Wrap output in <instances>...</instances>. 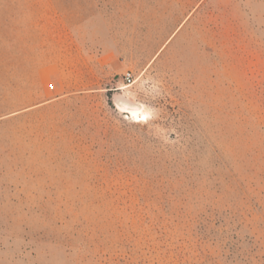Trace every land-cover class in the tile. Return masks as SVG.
<instances>
[{
	"label": "rangeland",
	"instance_id": "obj_1",
	"mask_svg": "<svg viewBox=\"0 0 264 264\" xmlns=\"http://www.w3.org/2000/svg\"><path fill=\"white\" fill-rule=\"evenodd\" d=\"M0 107V264H264V0H0Z\"/></svg>",
	"mask_w": 264,
	"mask_h": 264
},
{
	"label": "bare ground",
	"instance_id": "obj_2",
	"mask_svg": "<svg viewBox=\"0 0 264 264\" xmlns=\"http://www.w3.org/2000/svg\"><path fill=\"white\" fill-rule=\"evenodd\" d=\"M128 85L122 86L121 88H126ZM124 112L128 113L131 118L135 121H144L147 120L149 113L146 110H141L137 107H127V106H120Z\"/></svg>",
	"mask_w": 264,
	"mask_h": 264
},
{
	"label": "built area",
	"instance_id": "obj_3",
	"mask_svg": "<svg viewBox=\"0 0 264 264\" xmlns=\"http://www.w3.org/2000/svg\"><path fill=\"white\" fill-rule=\"evenodd\" d=\"M134 80L133 74L130 70H126L122 74V81L125 85H130Z\"/></svg>",
	"mask_w": 264,
	"mask_h": 264
},
{
	"label": "trees",
	"instance_id": "obj_4",
	"mask_svg": "<svg viewBox=\"0 0 264 264\" xmlns=\"http://www.w3.org/2000/svg\"><path fill=\"white\" fill-rule=\"evenodd\" d=\"M0 110H1V107H0Z\"/></svg>",
	"mask_w": 264,
	"mask_h": 264
}]
</instances>
